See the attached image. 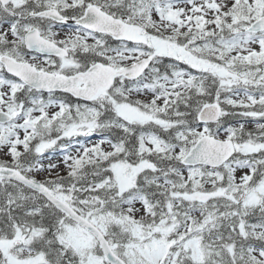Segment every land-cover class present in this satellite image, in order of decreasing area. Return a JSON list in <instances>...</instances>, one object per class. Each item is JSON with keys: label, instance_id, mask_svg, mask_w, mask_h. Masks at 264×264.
Masks as SVG:
<instances>
[{"label": "snow or ice", "instance_id": "obj_1", "mask_svg": "<svg viewBox=\"0 0 264 264\" xmlns=\"http://www.w3.org/2000/svg\"><path fill=\"white\" fill-rule=\"evenodd\" d=\"M0 264H264V0H0Z\"/></svg>", "mask_w": 264, "mask_h": 264}]
</instances>
